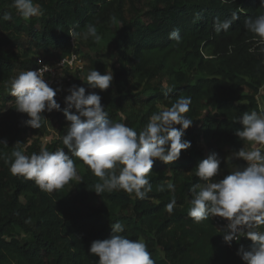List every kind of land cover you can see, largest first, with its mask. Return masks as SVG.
Instances as JSON below:
<instances>
[{
	"label": "trees",
	"instance_id": "1",
	"mask_svg": "<svg viewBox=\"0 0 264 264\" xmlns=\"http://www.w3.org/2000/svg\"><path fill=\"white\" fill-rule=\"evenodd\" d=\"M128 1L34 0L43 14L25 20L12 7L13 0H0V141L7 142L0 143V264H98V257L88 252L90 244L108 238L116 222L125 229L120 235L146 241L155 264H245L237 250L252 241L241 239L229 246L213 218L195 223L188 216L189 188L203 183L194 175V167L213 152L221 158L220 175L213 179L246 166L232 153L250 144L235 135L242 127L236 119L245 112H261L258 95L264 87V53L245 28L246 19L264 14L258 7L260 0H133L140 11L124 22L115 37H103V27L118 25ZM233 13L239 19L227 31L216 32L214 21L231 18ZM5 14L12 19L3 20ZM89 24L96 27L99 40L83 38ZM174 29L179 30L178 42L169 38ZM70 31L78 33L75 50ZM106 42L128 64L117 69L116 75L147 80L142 87L130 84L108 99V108L104 106L108 118L139 132L143 117L125 122L121 116L126 103L148 104L153 111L157 103L171 107L179 97H191L185 115L193 123L182 137L191 147L181 150L180 158L171 164L154 161L148 176L152 191L144 199L123 190L96 194L93 188L100 178L75 157L80 180L52 193L42 191L32 180L14 176L5 163L13 150L10 145L21 132L35 128L24 123L29 117L15 109V98L4 85L20 65L36 68L34 54L61 59L81 52L87 57L84 46L96 50ZM65 107L59 111L64 118ZM63 125L61 138L47 145V150L64 147L67 126ZM41 148L36 140L27 147V155ZM165 179H172L174 193L158 190L167 184ZM173 196L176 206L170 215L165 205ZM260 227L264 231V225Z\"/></svg>",
	"mask_w": 264,
	"mask_h": 264
},
{
	"label": "clouds",
	"instance_id": "2",
	"mask_svg": "<svg viewBox=\"0 0 264 264\" xmlns=\"http://www.w3.org/2000/svg\"><path fill=\"white\" fill-rule=\"evenodd\" d=\"M12 7L25 20L43 14L34 0H13ZM258 7L264 9V0H260ZM2 19L8 21L12 16L5 14ZM238 19L237 13L223 21L217 18L214 29L216 32L227 31ZM245 28L254 34L259 51L264 53V14L246 19ZM69 35L75 39L78 33L70 31ZM89 37L100 39L96 27L91 24L83 33L84 39ZM169 38L180 41L179 30L171 31ZM47 71V65L37 70L20 71L6 85L8 93L15 98V109L29 117L24 123L35 129L41 127L44 111L61 110L54 98L60 88L53 89L45 81ZM85 79L89 89L103 91L110 87L113 73L101 74L95 69L89 71ZM67 92L63 109L68 121L62 138L64 147L55 151L42 147L39 153L25 155L17 146L5 160L14 176L34 181L42 191L52 193L74 179L80 180L75 157L100 178L93 188L96 194L123 190L129 195L134 194L137 199H144L152 191L148 176L154 161L159 159L171 164L180 158L181 150L191 147L190 141L182 139L185 130L193 123L185 115L190 110L191 97L181 96L171 107L153 113L143 129L137 132L125 123L112 122L98 93L77 85L69 87ZM236 121L242 127L235 130V135L253 147L251 150L240 148L232 153V157L243 159L246 166L227 173L223 178L213 179L221 172L219 154L213 152L202 159L194 167V175L203 183L189 188L188 216L195 223L213 217L225 218L228 222L221 229L223 241L231 246L234 240L249 238L252 243L247 248L241 245L237 255L245 264H264V231L257 230L264 225V112H245ZM0 143L7 145L6 141ZM175 188L173 182H168L160 185L158 190L167 189L174 193ZM175 206L173 196L165 210L171 215ZM124 230L121 223L112 224L111 235L92 241L88 252L98 257V264H155L146 243L120 235Z\"/></svg>",
	"mask_w": 264,
	"mask_h": 264
},
{
	"label": "rangeland",
	"instance_id": "3",
	"mask_svg": "<svg viewBox=\"0 0 264 264\" xmlns=\"http://www.w3.org/2000/svg\"><path fill=\"white\" fill-rule=\"evenodd\" d=\"M40 8V4H37ZM125 12L122 16V18L119 20L118 25H106L102 29V36L105 37L108 36H114L116 35L117 31L123 27L124 22L131 20L134 18V16L137 14V12L140 11V6L137 5L133 0H129L128 3L125 6ZM73 50H75L77 46L76 39H73ZM83 50L87 52V57L84 56L81 52H73L77 56V58L71 62L66 63L65 65H60L59 61L61 59H52L50 57H47L45 55L34 54L33 59L36 61V68L30 69L29 67H21L16 71V75L20 71L25 70H36L37 67H39L40 64H44L49 66L50 68H53L55 70V76H52L49 74V72L45 73V81L52 82L53 89L60 88V91H57L56 96L54 97L57 102L61 105V108L66 106L64 97L68 95L67 89L71 87L72 85L77 86H83L86 88V91H94L98 93L101 96V99L103 100V105L108 108V99H114L117 97L120 92L123 93L130 84H138L142 87L143 82L147 80H141L133 81L131 77L125 76L124 73L120 75H116V70L122 69V66H127L128 64L125 61H121L119 59V56L115 54V50L113 49V44L110 42L103 43L99 48L96 50H91L88 45L83 47ZM41 62H40V60ZM111 61V63H110ZM98 70L101 74H104L105 72L112 71L113 73V80L110 84V87L107 90L101 91L100 89H89L86 83V75L91 70ZM76 77L78 78L76 80ZM6 86V85H4ZM258 100L261 108V112H264V87L262 88L261 92L258 95ZM2 102V101H0ZM9 104V103H8ZM7 104V105H8ZM125 110L122 112V117L126 121H133L136 122V119H141L143 117L144 126L148 123L150 116L153 113L159 112L162 108H168L164 103H157L156 109L151 110L152 106L148 104H143L139 102H131L125 104ZM141 112V113H140ZM147 112H150L149 115H146ZM140 113V114H139ZM139 114V115H137ZM206 112L204 113V115ZM42 120H41V127L39 129H29L28 131L21 132V135L14 140L12 143L11 149L14 150L16 146H19L21 150L24 151V154L27 155V147L31 146L34 141L38 140L41 147L45 148L47 145L53 143L54 141L60 139V131L61 126L63 125L68 127V123L66 122L64 117L60 116L59 111L53 110L52 112L44 111L42 114ZM21 145H19V143ZM204 146V143H203ZM253 145L250 143L249 147L246 148V150H251ZM12 150V151H13ZM207 155V153H205ZM246 163V162H245ZM168 176L171 174V171L168 170ZM165 181L172 182V179H165ZM135 197V196H134ZM155 199V198H154ZM157 200V199H155ZM158 201V200H157ZM156 201V202H157ZM259 231L261 230V227L258 228ZM143 242L146 243L144 239ZM159 249L162 252L163 257L166 256V250L163 245H160Z\"/></svg>",
	"mask_w": 264,
	"mask_h": 264
},
{
	"label": "built area",
	"instance_id": "4",
	"mask_svg": "<svg viewBox=\"0 0 264 264\" xmlns=\"http://www.w3.org/2000/svg\"><path fill=\"white\" fill-rule=\"evenodd\" d=\"M77 58V56L75 55V54H73L72 53V55H70V56H67V57H64L61 61H59V64L60 65H65L66 63H71V62H73L75 59ZM40 60V59H39ZM40 62H41V60H40ZM44 66V64H40L39 65V67H37V69H39V68H42ZM49 67V66H48ZM36 69V70H37ZM47 72H49V74H51L52 76H55V70H53V68H50L49 67V71H47ZM46 73V72H45ZM48 84H49V86H52V82H49V81H46ZM213 219H214V221H215V224H216V226L219 228V229H223L225 226H226V224H227V220L225 219V218H221V217H213ZM258 230V229H257ZM259 231V230H258ZM241 239H247V240H250L249 238H247V237H241L239 240H241ZM234 241H236V240H234Z\"/></svg>",
	"mask_w": 264,
	"mask_h": 264
}]
</instances>
